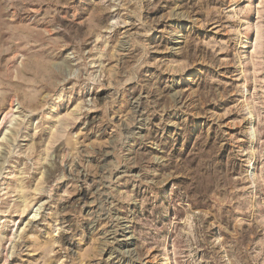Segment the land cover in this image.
<instances>
[{
  "label": "clouds",
  "instance_id": "clouds-1",
  "mask_svg": "<svg viewBox=\"0 0 264 264\" xmlns=\"http://www.w3.org/2000/svg\"><path fill=\"white\" fill-rule=\"evenodd\" d=\"M60 3L0 0L7 259L264 264V0H89L83 19Z\"/></svg>",
  "mask_w": 264,
  "mask_h": 264
},
{
  "label": "rangeland",
  "instance_id": "rangeland-1",
  "mask_svg": "<svg viewBox=\"0 0 264 264\" xmlns=\"http://www.w3.org/2000/svg\"><path fill=\"white\" fill-rule=\"evenodd\" d=\"M182 2V0H181ZM216 8L221 7L222 5L220 3H217L215 5H213ZM28 7L30 8V11L28 12H23L21 13L20 17H13L14 21L17 22H21V23H28L27 18L28 17H32V16H36L37 14H43L44 9H46L48 7V5L45 3L43 5L41 4H29ZM57 10L60 11L61 15H71L73 12H75L77 10V8H81V9H86V12H82L80 15L77 16V19H83L86 18L87 14L91 11L92 9V5L89 3V0H71V3H66L65 0H61V3L59 5L56 6ZM165 13V9L162 8H157L152 14V18L156 19L160 16H163ZM105 15H109L108 13H105ZM197 18L198 19H203V15L200 13H197ZM3 16L0 15V21H2ZM165 23L169 24V25H178L181 28V31L183 32V34L185 36H188L189 34H191L192 36H199L200 38H203V34L205 31H207L208 29H210L212 27L211 24H209L206 28H196L195 31H191L190 32V26L192 24L191 20H174V19H168L167 21L161 20L160 23L157 25L158 28H163ZM117 31H122V29H117ZM56 35V34H53ZM211 35V33H210ZM216 35H219V33L217 32ZM158 34L157 33H152V36L150 37V41L152 43H156V44H160L161 47H165V46H172L169 45L167 40L164 39H154L155 37H157ZM253 51L255 52V49H253ZM155 57L157 59H161V58H172V54L168 53V52H158L154 54ZM197 67H203L201 65H198ZM189 71H193L192 69H189ZM262 77V83H264V73L260 74ZM209 108H211L212 106L209 105ZM230 118V117H229ZM74 119V117H72L70 114H68V120L69 122H71ZM193 120H195L197 122V126L200 127L201 122L203 121H207L208 124H211V117L208 115H205L204 113H201L197 116L192 117ZM78 127V124L76 125ZM200 131L202 132H206L207 131V127H201ZM199 211V210H197ZM30 212L25 214L23 219L21 220L20 217H11L10 218L19 221L18 225H14V227H16V229L20 232H23V224L27 222V220L29 219L30 216ZM0 219H3L2 216H0ZM7 235L9 238H11L12 236V230L9 229L7 232ZM30 242H26V246H29ZM11 245L8 244L7 242H5L2 246H0V264H34V262L40 258V256L42 255V253H33L32 255H29L27 252H21L20 255H15L13 254L11 259H7L6 257V253L9 249H11Z\"/></svg>",
  "mask_w": 264,
  "mask_h": 264
}]
</instances>
